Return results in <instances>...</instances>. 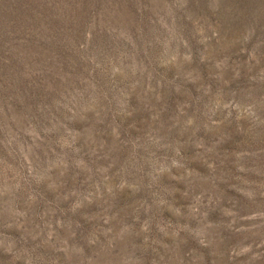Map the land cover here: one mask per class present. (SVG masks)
<instances>
[{"label": "rangeland", "instance_id": "obj_1", "mask_svg": "<svg viewBox=\"0 0 264 264\" xmlns=\"http://www.w3.org/2000/svg\"><path fill=\"white\" fill-rule=\"evenodd\" d=\"M0 264H264V0H0Z\"/></svg>", "mask_w": 264, "mask_h": 264}]
</instances>
